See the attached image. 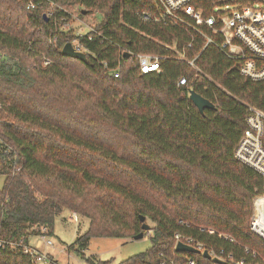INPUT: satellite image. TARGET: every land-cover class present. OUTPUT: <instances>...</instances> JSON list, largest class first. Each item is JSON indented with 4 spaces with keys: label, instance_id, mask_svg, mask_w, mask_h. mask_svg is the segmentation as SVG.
I'll list each match as a JSON object with an SVG mask.
<instances>
[{
    "label": "trees",
    "instance_id": "obj_1",
    "mask_svg": "<svg viewBox=\"0 0 264 264\" xmlns=\"http://www.w3.org/2000/svg\"><path fill=\"white\" fill-rule=\"evenodd\" d=\"M26 1L0 0V239L27 243L40 225L51 232L67 208L89 221L68 250L92 236L131 238L141 231L140 214L152 223L150 246L116 264H181L186 256L220 264L173 249L175 233L230 252L226 264L264 259V239L249 229L262 177L234 157L247 106L264 111V79L242 75L243 60L226 55L204 24L198 33L143 20V11L156 12L155 0H33V8ZM254 1L190 3L206 17ZM72 5L80 15L98 12L95 28L107 38L81 37L91 52L84 60L60 53L72 32L44 15ZM119 47L160 55L161 70L142 73ZM116 67L117 76L108 72ZM181 76L186 83L178 84ZM190 89L214 107L199 111ZM21 250L4 243L0 264H33Z\"/></svg>",
    "mask_w": 264,
    "mask_h": 264
},
{
    "label": "built area",
    "instance_id": "obj_2",
    "mask_svg": "<svg viewBox=\"0 0 264 264\" xmlns=\"http://www.w3.org/2000/svg\"><path fill=\"white\" fill-rule=\"evenodd\" d=\"M256 1V0H255ZM254 1V2H255ZM241 4L237 7H231L229 4L220 6L215 13L206 17L201 15L200 10L194 8L190 0H155L156 12L149 13L143 11L141 18L143 20L153 19L154 21L180 25L184 28H192L198 33H203L200 24H204L211 33L219 34L221 40L216 45L230 57H239L243 61L239 66V72L242 75L248 76L252 79H264V6L258 3ZM50 6L54 3L49 0ZM35 2L33 0L26 1L27 8H33ZM60 11L49 8L44 15L51 17L54 28L59 31L71 30L72 36L66 39L65 42H70L74 50L85 53H91L85 43L80 39L81 37L90 40L93 35L100 34L95 24L88 23L85 20L78 19L76 26H72V14L68 9L59 7ZM100 41L107 39L101 36ZM206 42H213L210 36L206 35ZM64 42V43H65ZM63 43V44H64ZM62 44V45H63ZM61 45V47H62ZM166 47H171L165 44ZM191 46V42L187 43ZM61 49V48H60ZM126 51L124 48L119 47V53L122 54ZM130 52L129 56L135 58L138 68L142 73L159 72L160 68V55L148 52ZM181 57H184L183 52H178ZM49 60L44 58L43 63ZM104 67H107L105 60L101 61ZM189 65L195 67L198 71L199 68L194 64V58L187 59ZM118 65V64H117ZM109 73L117 76L119 70L116 68H109ZM186 83V78L181 76L178 78V84ZM245 128L238 139L234 148V157L253 168L262 177L261 193L256 196V201L252 202V213L249 219V229L256 236L264 239V201H257L264 199V111L256 106L248 105L247 114L245 116ZM1 148V142H0ZM4 151L7 153L8 148ZM77 212L72 210L69 217L76 220ZM48 228L45 225L38 226L35 234L37 241L35 246L20 241H6L0 239V247L4 243H9L11 247L21 246V251L24 254L30 255V260L33 264H56L54 259L47 253L39 250V246L44 243L46 245H53L52 240L48 237ZM219 236L233 240L232 237L220 233ZM175 242L173 249L178 241L192 245L202 252L206 250L210 257L219 258L227 263L231 258V253H226L224 249L215 250L213 248L207 249L200 241L193 239L190 236H183L179 233L174 234ZM245 251H249L248 247H244ZM252 254H257L256 251H251ZM201 254V253H200ZM174 258L170 259L174 264ZM164 261H162L163 263ZM245 262L244 257H241L237 263L242 264ZM181 264H202L195 258L186 256ZM255 264H264V259L256 261Z\"/></svg>",
    "mask_w": 264,
    "mask_h": 264
},
{
    "label": "rangeland",
    "instance_id": "obj_3",
    "mask_svg": "<svg viewBox=\"0 0 264 264\" xmlns=\"http://www.w3.org/2000/svg\"><path fill=\"white\" fill-rule=\"evenodd\" d=\"M264 6V0H256ZM232 3L230 6L232 7ZM72 14L71 24L76 26L78 19L85 20L88 23H97L101 19L98 12H86L81 14L78 5L67 7ZM78 18V19H77ZM1 58V55H0ZM8 63L9 60L5 58ZM5 176L0 174V189L3 186ZM256 198V197H255ZM253 201H256V199ZM70 210L64 208L54 217L51 232L48 237L52 240L53 245L42 243L38 248L41 252L49 254L56 264H94L97 260H110V264H116L127 257L142 252L150 246L148 232H144L143 236L137 239L130 237H114V236H92L89 238L86 246L79 250H68L67 245L73 243L75 238L83 234L88 228V218L77 214L76 220L69 217ZM151 226V222L146 219ZM38 236L30 235L28 244L35 246Z\"/></svg>",
    "mask_w": 264,
    "mask_h": 264
},
{
    "label": "water",
    "instance_id": "obj_4",
    "mask_svg": "<svg viewBox=\"0 0 264 264\" xmlns=\"http://www.w3.org/2000/svg\"><path fill=\"white\" fill-rule=\"evenodd\" d=\"M82 14L86 13L85 9L81 10ZM60 53L62 55H66V56H70V57H74L77 59H81L84 60L86 55L85 53L81 52V51H76L74 50V48L72 47V45L70 44V42H65L61 49H60ZM124 56L128 57L130 52L129 51H124ZM189 98L192 100V102L195 104V106L199 109V111H202L203 108H213L214 104L206 99L205 97H203L202 95H200L199 93H197L196 91H194L193 89L189 90ZM139 219L141 221V231H139L138 233L134 234L131 238L133 239H137L143 236V233L146 231L148 232L151 229V226L145 221V216L140 214L139 215ZM175 250L176 251H183V252H195V253H201V255L205 258L211 259L212 261L216 262V263H220V264H226L225 261L213 257H210V254L206 251L203 250L202 252H200L199 249L193 247L192 245H188L186 243H183L181 241H178L175 245Z\"/></svg>",
    "mask_w": 264,
    "mask_h": 264
}]
</instances>
